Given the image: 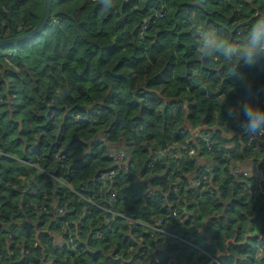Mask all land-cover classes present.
<instances>
[{
    "label": "trees",
    "instance_id": "1",
    "mask_svg": "<svg viewBox=\"0 0 264 264\" xmlns=\"http://www.w3.org/2000/svg\"><path fill=\"white\" fill-rule=\"evenodd\" d=\"M43 6L0 0V40L32 31ZM259 23L264 0H53L40 35L0 49V264H264V156L236 131L243 115L223 119L264 107V59L232 76L238 57L196 48L200 28L239 47ZM244 148L260 183L232 168ZM117 151L128 169L103 184Z\"/></svg>",
    "mask_w": 264,
    "mask_h": 264
},
{
    "label": "clouds",
    "instance_id": "2",
    "mask_svg": "<svg viewBox=\"0 0 264 264\" xmlns=\"http://www.w3.org/2000/svg\"><path fill=\"white\" fill-rule=\"evenodd\" d=\"M161 16L160 13L156 14L157 18ZM148 28L149 24L143 25L140 36H143ZM241 44L242 46L238 47L235 43H223L222 37L212 30L200 28L197 31V54L203 59L218 55L227 62L239 58V63L227 65L232 69V76L237 74L239 65L253 64L258 59H264V23L251 26ZM240 86L251 91L252 82L242 80ZM241 115H243L241 127L245 134L264 133V107L251 101L229 104L226 107V116L223 119L227 121L240 120Z\"/></svg>",
    "mask_w": 264,
    "mask_h": 264
},
{
    "label": "built area",
    "instance_id": "3",
    "mask_svg": "<svg viewBox=\"0 0 264 264\" xmlns=\"http://www.w3.org/2000/svg\"><path fill=\"white\" fill-rule=\"evenodd\" d=\"M264 105V103H263ZM68 119L73 120V122H81L84 120L83 117L81 116H69ZM202 129L198 128L193 132H190L189 135L192 136L194 139H198L197 135L200 133ZM200 136V135H199ZM199 142H201L202 144L205 145V149L208 153H212L213 147L217 145V142L210 136V135H202L201 137H199ZM248 146L251 147V149L256 152V153H260L263 154L264 156V133H260V134H256V135H252L249 134L248 136V142H247ZM180 152H184L185 154H187L189 157H194L197 152L196 149L194 148H189L188 144H184L180 147ZM230 152V153H229ZM227 152L221 159V161L227 159L228 161H230L233 157L235 158V155L238 153L237 150H231ZM160 154H164V151H161ZM126 155L123 152H116L113 154L112 160L115 161L117 164L114 165V167L112 169H110L109 171L105 172L100 178H99V182L105 184L109 178L115 176L116 174V170L114 169L115 167H120V168H124V169H128L129 163L126 161ZM210 162V160H208ZM263 162H264V157H263ZM233 164L237 163V162H232ZM235 168V172L238 175H243L246 178H251L253 177L255 179L256 183H260L261 179H262V175H263V171H261L260 169L255 173V175H250L249 172L242 170L241 168H238V164L234 165ZM210 173V169L208 168L207 171H205V174ZM201 182H197V185H201ZM156 232H160V230L158 228L154 229Z\"/></svg>",
    "mask_w": 264,
    "mask_h": 264
},
{
    "label": "water",
    "instance_id": "4",
    "mask_svg": "<svg viewBox=\"0 0 264 264\" xmlns=\"http://www.w3.org/2000/svg\"><path fill=\"white\" fill-rule=\"evenodd\" d=\"M52 2L53 0H44L42 16L39 23L32 31L16 39L0 40V49L16 48L40 35L47 27L48 21L51 18Z\"/></svg>",
    "mask_w": 264,
    "mask_h": 264
},
{
    "label": "crops",
    "instance_id": "5",
    "mask_svg": "<svg viewBox=\"0 0 264 264\" xmlns=\"http://www.w3.org/2000/svg\"><path fill=\"white\" fill-rule=\"evenodd\" d=\"M241 130H242V127L239 126L238 130H236V131L239 132ZM236 131L228 130L226 133H224V137L226 138V140L229 141V140H232V139L237 138V137H239V138L242 137V136H240V135H242V133H238ZM234 136H236V137H234ZM242 152H243L244 155L242 154ZM242 157H244V158H242ZM256 157H258V159ZM240 158H242V160L239 162L241 164L240 165L241 169L244 170V171L249 172L250 175H255V173L259 170L258 169L259 162L261 161L260 156L250 155V152L249 153L247 152V154H246L245 148H244L241 151ZM232 168H234V167H232ZM216 264H217V262H216Z\"/></svg>",
    "mask_w": 264,
    "mask_h": 264
},
{
    "label": "rangeland",
    "instance_id": "6",
    "mask_svg": "<svg viewBox=\"0 0 264 264\" xmlns=\"http://www.w3.org/2000/svg\"><path fill=\"white\" fill-rule=\"evenodd\" d=\"M259 15H261L260 13H256V16H259ZM117 152H122V151H117ZM116 153V152H115ZM113 163H114V165L115 164H117L115 161H113ZM33 167V166H32ZM128 172V171H127ZM127 174H129V172L127 173ZM31 192V191H30ZM32 193V192H31ZM31 193H29V194H31ZM32 195V194H31ZM16 238V235H10V239L11 240H14ZM34 247V246H33ZM133 250H134V247H133ZM36 263V262H35Z\"/></svg>",
    "mask_w": 264,
    "mask_h": 264
},
{
    "label": "flooded vegetation",
    "instance_id": "7",
    "mask_svg": "<svg viewBox=\"0 0 264 264\" xmlns=\"http://www.w3.org/2000/svg\"><path fill=\"white\" fill-rule=\"evenodd\" d=\"M241 177H243L244 179H247L246 177H244L243 175H240Z\"/></svg>",
    "mask_w": 264,
    "mask_h": 264
}]
</instances>
